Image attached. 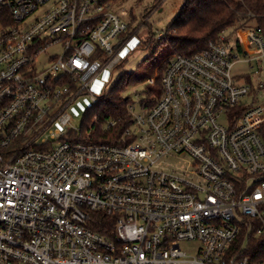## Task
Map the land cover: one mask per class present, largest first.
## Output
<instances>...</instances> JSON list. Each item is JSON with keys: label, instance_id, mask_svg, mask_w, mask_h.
Here are the masks:
<instances>
[{"label": "built area", "instance_id": "1", "mask_svg": "<svg viewBox=\"0 0 264 264\" xmlns=\"http://www.w3.org/2000/svg\"><path fill=\"white\" fill-rule=\"evenodd\" d=\"M114 7L0 0V264H264L245 254L264 237V84L232 75L241 56L262 69L264 30L173 55L156 102L129 106L118 142L98 143L68 111L123 62L131 26ZM184 154L188 170L162 167Z\"/></svg>", "mask_w": 264, "mask_h": 264}, {"label": "rangeland", "instance_id": "2", "mask_svg": "<svg viewBox=\"0 0 264 264\" xmlns=\"http://www.w3.org/2000/svg\"><path fill=\"white\" fill-rule=\"evenodd\" d=\"M185 0H118L114 7V12L126 23L131 26V39L121 52L123 58L122 64L113 72H103L93 83L90 92L77 97L69 108V114L72 116V125L79 127L85 120L88 110L93 107L90 99L91 93L97 97H102L105 92L111 90L114 84L122 77V82L130 85L122 92V97L130 98V105L133 106L135 114L142 113V100L150 96L159 98L161 88L146 84L155 76L160 77V71L156 69L166 58L173 54V50L167 44L166 38L170 35H176V31H168V27L177 19ZM154 8L158 10L152 13ZM152 15L147 19L143 15ZM143 19L146 21L143 23ZM140 28V29H139ZM138 30L137 34L134 31ZM160 33L164 35L159 38ZM227 34L228 31H227ZM254 63H249L245 56H241L238 62H235L232 68V75L236 78H243L249 81L251 79L254 88L258 89L259 84H264V60L262 69H258ZM137 80L132 83V80ZM157 81V80H156ZM258 103L264 105V89L258 90ZM128 106V107H129ZM59 129H64L60 124L56 125ZM192 159L190 155L184 154L178 157H169L164 159L162 167L168 172L173 170L182 173L191 166ZM197 244H183V249L189 254H196Z\"/></svg>", "mask_w": 264, "mask_h": 264}, {"label": "trees", "instance_id": "3", "mask_svg": "<svg viewBox=\"0 0 264 264\" xmlns=\"http://www.w3.org/2000/svg\"><path fill=\"white\" fill-rule=\"evenodd\" d=\"M118 0H114V4ZM257 26L264 30V0H185L177 19L168 27V31H176V35L166 38L173 54L166 58L159 66L160 77L156 75V85L160 88L161 76L170 58L175 54H194L207 48L211 41H215L222 33L233 30ZM122 76L111 88L105 92L98 102L89 109L82 123V133L91 131L95 142L115 144L124 130L132 123L128 112L130 98L122 97V92L129 83L122 82ZM132 80V83L137 80ZM251 79L248 81L250 82ZM145 102L154 104L157 98H151L149 92ZM97 117V122L93 119ZM108 120L117 121L116 126L104 129L103 124ZM264 136V129H263ZM95 230L105 233L107 227L112 228V220L98 214ZM245 254L252 256V261L264 259V237L250 239Z\"/></svg>", "mask_w": 264, "mask_h": 264}, {"label": "snow or ice", "instance_id": "4", "mask_svg": "<svg viewBox=\"0 0 264 264\" xmlns=\"http://www.w3.org/2000/svg\"><path fill=\"white\" fill-rule=\"evenodd\" d=\"M258 199H259V197H258Z\"/></svg>", "mask_w": 264, "mask_h": 264}]
</instances>
